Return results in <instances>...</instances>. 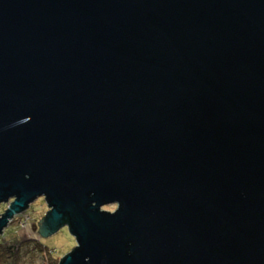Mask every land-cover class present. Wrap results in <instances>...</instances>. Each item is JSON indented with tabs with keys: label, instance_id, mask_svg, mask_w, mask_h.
<instances>
[{
	"label": "water",
	"instance_id": "obj_1",
	"mask_svg": "<svg viewBox=\"0 0 264 264\" xmlns=\"http://www.w3.org/2000/svg\"><path fill=\"white\" fill-rule=\"evenodd\" d=\"M41 197L59 264H264V0H0V237Z\"/></svg>",
	"mask_w": 264,
	"mask_h": 264
},
{
	"label": "rangeland",
	"instance_id": "obj_2",
	"mask_svg": "<svg viewBox=\"0 0 264 264\" xmlns=\"http://www.w3.org/2000/svg\"><path fill=\"white\" fill-rule=\"evenodd\" d=\"M7 204L0 205V214H3L7 209ZM116 205L104 207V210L114 211ZM49 207L44 197L37 199L30 208L19 216H16L13 222L5 230L0 237V242L6 243L7 246L19 247L21 250V259L19 264H45L44 255H42L32 243L29 246L30 240H39L44 246L51 249L57 258L64 257L77 246V239L69 230L68 226L62 227L58 232L48 236L42 235L40 230V221L48 213ZM22 244V242H26ZM13 261V258H9Z\"/></svg>",
	"mask_w": 264,
	"mask_h": 264
},
{
	"label": "trees",
	"instance_id": "obj_3",
	"mask_svg": "<svg viewBox=\"0 0 264 264\" xmlns=\"http://www.w3.org/2000/svg\"><path fill=\"white\" fill-rule=\"evenodd\" d=\"M29 243V241L22 242V244ZM34 245V247L44 255L45 264H59L61 257L57 258V255H54L52 250L44 246L39 240H30V245ZM20 247V245H19ZM19 247H10L7 246L6 243L0 242V264H19L21 259V250ZM13 258V261H10L9 258Z\"/></svg>",
	"mask_w": 264,
	"mask_h": 264
}]
</instances>
